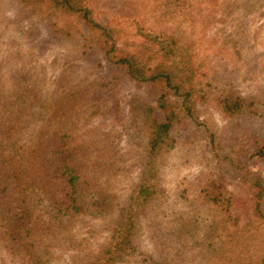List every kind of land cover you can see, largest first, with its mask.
<instances>
[{"label":"trees","instance_id":"trees-1","mask_svg":"<svg viewBox=\"0 0 264 264\" xmlns=\"http://www.w3.org/2000/svg\"><path fill=\"white\" fill-rule=\"evenodd\" d=\"M83 1L33 0L34 8L52 7L47 14L36 11L54 17L56 32L76 30L79 36L95 38L104 47L107 61L125 68L129 79L160 82L173 90L182 98L187 116H192L197 103L209 106L205 100L213 101L215 95L220 113L263 120L258 103H264V98L248 102L235 92H219L220 81L214 82L215 75L205 71L206 63L194 62L197 50L191 40L150 30L138 34L137 40L122 28L132 41L118 47L114 29L95 21L93 6ZM26 79L20 69L0 71V247L24 256L31 264H46L52 248L74 250L86 240L77 235L78 218L119 219L109 246L95 262L111 264L131 258L132 241L141 231L139 221L150 212V223L158 227L153 241L157 246L167 243L166 257L172 264H264V221L256 224L247 219L240 224L231 213L228 196L201 190L193 197L182 194L159 202L163 192L157 157L176 143L171 131L179 116L174 108L159 102L160 116H151L145 105L143 114L139 113L141 173L122 198L118 182L123 155L111 143L110 131L86 129L89 116L81 117L73 104L105 83L80 81L74 89L45 92L34 80ZM58 173L68 187L63 202L57 197ZM255 210L264 219L259 202Z\"/></svg>","mask_w":264,"mask_h":264},{"label":"rangeland","instance_id":"rangeland-1","mask_svg":"<svg viewBox=\"0 0 264 264\" xmlns=\"http://www.w3.org/2000/svg\"><path fill=\"white\" fill-rule=\"evenodd\" d=\"M173 1L84 0L83 3L93 6L95 21L114 29L118 47L132 41L122 28L129 31L131 38L148 30L174 33L181 41L191 40L197 50L194 62L206 63L205 71L215 75L214 82L220 81L219 92L223 89L241 95L248 102L261 101L264 0ZM34 6L33 0H0V71L20 69L26 73V82L34 80V85L45 92L74 89L80 81L105 83L73 104L79 107L81 117L89 116L86 129L110 131L111 143L123 155L118 182L122 198L127 196L130 182H135L141 173L143 138L137 134L139 113L143 114L145 105L151 109V116H160L158 104L163 102L165 107L174 108L179 117L171 131L176 140L174 147L157 157L158 183L163 192L159 202H169L182 194L193 197L201 190L214 195L221 193L231 198V213L240 219V224L247 219L256 224L264 221L255 210L259 202L264 213V118L220 113L215 95L213 101L205 100L210 107L197 103L192 116H187L182 98L173 90L160 82L129 79L125 68L107 61L104 47L101 49L95 38L79 36L76 30L56 32L54 17L39 15V11L47 14L52 7ZM186 58L191 60L189 56ZM162 95L166 97L160 101ZM263 104L258 103L262 113ZM55 178L57 197L63 202L68 197L66 179L59 173ZM149 214L145 213L139 221L141 231L132 241L135 249L131 258L111 264H172L166 257L167 243L163 241L157 246L153 241L158 227L150 223ZM77 221V235L86 240L74 250L52 248L46 264H95L109 246L120 220L83 216ZM0 264L31 263L24 256L0 247Z\"/></svg>","mask_w":264,"mask_h":264}]
</instances>
